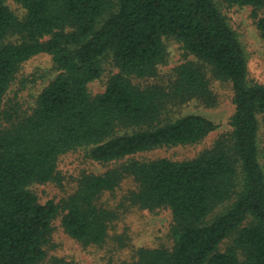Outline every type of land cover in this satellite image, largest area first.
I'll list each match as a JSON object with an SVG mask.
<instances>
[{"label":"trees","instance_id":"1","mask_svg":"<svg viewBox=\"0 0 264 264\" xmlns=\"http://www.w3.org/2000/svg\"><path fill=\"white\" fill-rule=\"evenodd\" d=\"M17 1L23 18L0 0V106L33 56L50 54L58 73L31 111L0 112V264H43L59 215L76 241L104 243L116 213L97 200L126 175L138 184L133 203L150 211L168 207L173 218V246L139 247L130 264H264V85L249 81L241 43L216 0ZM226 1L264 7V0ZM254 15L264 40V15ZM165 36L198 61L177 65L166 83L149 81L165 61ZM107 57L118 71L92 95L88 84L101 77ZM208 68L231 83L234 104L231 131L210 147L193 158L127 159L84 173L61 203H41L29 188L58 180L59 158L70 151L83 148L90 159L110 163L204 140L217 124L178 109L195 99L216 104Z\"/></svg>","mask_w":264,"mask_h":264},{"label":"rangeland","instance_id":"2","mask_svg":"<svg viewBox=\"0 0 264 264\" xmlns=\"http://www.w3.org/2000/svg\"><path fill=\"white\" fill-rule=\"evenodd\" d=\"M216 2L241 43L247 59L249 81L264 85V40L257 28V18L254 15L255 11L258 16H263L264 7L255 9L252 5L240 6L230 4L226 0H216ZM7 4L18 17H24L26 9L21 3L17 0H7ZM163 40L166 47L165 61L158 66L157 76L149 81L166 83L177 65L188 60L198 61L193 55L186 53L181 43L173 37L165 36ZM199 63L204 65L200 61ZM102 64L101 77L88 84L92 95L103 92L109 77L118 71L109 57L103 58ZM57 73L58 70L48 53H40L22 63L4 97L0 112L10 109L11 106L19 111H31L42 89ZM207 77L216 96V104L209 106L195 99L178 109L181 114H203L217 124V128L204 140L191 145L159 147L110 163H100L90 159L83 148L70 151L59 158L58 180L45 184L35 183L29 188L37 194L41 203L50 199L61 203L75 191L79 178L84 173H103L127 159L195 157L199 152L210 147L215 140L231 131L230 119L234 112L231 83L215 78L209 68ZM134 82L145 83L140 79H134ZM259 150L260 161L264 166L263 127L260 129ZM137 189L138 184L134 177L126 175L115 190L105 191L99 196L98 204L116 213L115 220L109 226L107 238L102 244H83L73 239L64 231L59 215L54 221L50 242L46 246L47 258L43 264H130L137 258L136 251L139 247H172L171 210L168 207H161L150 211L133 203L131 195ZM227 204L217 206L208 220L222 211ZM235 236L234 233L227 237L221 243L220 251H225L232 244Z\"/></svg>","mask_w":264,"mask_h":264}]
</instances>
